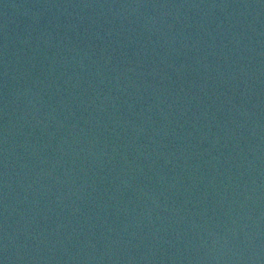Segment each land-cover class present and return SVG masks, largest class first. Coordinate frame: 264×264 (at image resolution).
I'll return each instance as SVG.
<instances>
[{
  "label": "water",
  "instance_id": "obj_1",
  "mask_svg": "<svg viewBox=\"0 0 264 264\" xmlns=\"http://www.w3.org/2000/svg\"><path fill=\"white\" fill-rule=\"evenodd\" d=\"M0 264H264V0H0Z\"/></svg>",
  "mask_w": 264,
  "mask_h": 264
}]
</instances>
